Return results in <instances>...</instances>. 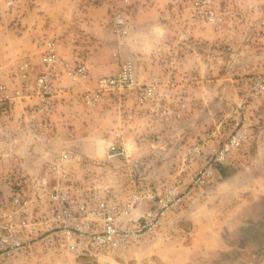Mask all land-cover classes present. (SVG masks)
<instances>
[{"label": "rangeland", "instance_id": "rangeland-1", "mask_svg": "<svg viewBox=\"0 0 264 264\" xmlns=\"http://www.w3.org/2000/svg\"><path fill=\"white\" fill-rule=\"evenodd\" d=\"M197 1L0 0V80L12 102L0 108V198L22 176L50 184L69 176L92 203L162 192L189 183L204 154L247 130L220 174L155 234L99 258L37 247L11 264H238L256 243L241 229L245 214L254 224L264 219V92L256 89L264 80V0ZM115 14L124 32L114 30ZM48 53L59 64L42 99L37 78ZM125 63L138 85L88 107L82 94ZM77 66L85 73L75 78L69 68ZM113 142L125 145L127 160L105 159ZM196 145L204 149L197 157Z\"/></svg>", "mask_w": 264, "mask_h": 264}, {"label": "built area", "instance_id": "built-area-1", "mask_svg": "<svg viewBox=\"0 0 264 264\" xmlns=\"http://www.w3.org/2000/svg\"><path fill=\"white\" fill-rule=\"evenodd\" d=\"M210 2L198 0L196 6L204 8ZM207 18L216 22L213 14ZM112 25L118 32L125 31V19L120 14L113 16ZM58 62L53 53L42 57V70L37 78L42 99L52 91L53 68ZM27 66L23 65L22 69ZM69 73L75 78L82 76L85 67L69 68ZM137 85L133 67L125 63L116 75L100 77L96 89L84 92L81 97L88 107H92L107 96L132 90ZM256 89L257 93L264 92V80L258 82ZM11 103L6 85L0 80V108L6 110ZM247 120L246 114L241 121ZM246 132L243 129L232 133L223 145L204 154V165L193 172L189 183L179 179L162 192L146 188L144 194L133 193L125 201L105 197L92 203L88 198L76 195L69 176L55 184L47 181L31 183L26 176L18 178L19 182L16 179L18 186L11 195L0 198V264H10L37 247L75 258H99L105 253L129 248L155 234L167 217L179 214L197 190L213 181L220 174L219 167L226 165L232 154L242 147ZM203 151L202 145L191 149L196 157ZM122 158L127 160L125 145L113 142L107 146V161ZM57 166L52 164L50 167Z\"/></svg>", "mask_w": 264, "mask_h": 264}, {"label": "crops", "instance_id": "crops-1", "mask_svg": "<svg viewBox=\"0 0 264 264\" xmlns=\"http://www.w3.org/2000/svg\"><path fill=\"white\" fill-rule=\"evenodd\" d=\"M195 194H198V193L196 192ZM197 200H199V197L196 199V201ZM187 204H188V202H186L185 207L187 206ZM184 208H183V210L180 211V213L178 215H182L185 212ZM246 216L247 215L245 214L244 220L245 221L249 220V224H247V225L245 224V226L241 230H243L247 234H249L247 232V231H249L251 233V235H253V237L255 238L254 242H256V243L252 246L249 245V246L245 247V249H244L245 251L243 253V260H239L238 264H264V219L260 224H254L253 222H251V216L250 215H249L250 217L249 216L246 217ZM229 230H228V232L231 231V230L230 231ZM212 233H213L212 237L214 240L215 237L216 238L218 237L219 230H217V232L213 231ZM229 236H230V234H229ZM213 240L211 241V244H212V242H214ZM217 242H219V241H217ZM214 245L215 244H212V246H214ZM219 246H221V245H219ZM219 246H218V248H219ZM215 247L216 246H214V248ZM233 260H234V261H232L233 263H228V264H236L235 259H233ZM21 263L23 264V262H21ZM10 264H11V262H10ZM215 264H219V263H215Z\"/></svg>", "mask_w": 264, "mask_h": 264}, {"label": "trees", "instance_id": "trees-1", "mask_svg": "<svg viewBox=\"0 0 264 264\" xmlns=\"http://www.w3.org/2000/svg\"><path fill=\"white\" fill-rule=\"evenodd\" d=\"M224 173V172H223Z\"/></svg>", "mask_w": 264, "mask_h": 264}]
</instances>
